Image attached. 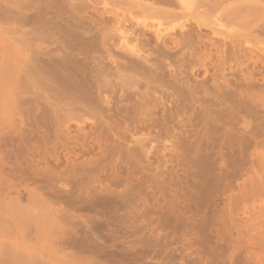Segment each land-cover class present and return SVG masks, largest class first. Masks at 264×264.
<instances>
[{
    "label": "rangeland",
    "instance_id": "374dc122",
    "mask_svg": "<svg viewBox=\"0 0 264 264\" xmlns=\"http://www.w3.org/2000/svg\"><path fill=\"white\" fill-rule=\"evenodd\" d=\"M100 6L103 7L102 4ZM100 6L99 8L102 10ZM189 7L188 3V9L180 11L183 14L182 17L189 16L185 14L188 13ZM138 14L136 12L134 16L137 18L138 16L136 15ZM88 15L91 16L92 14L89 13ZM88 15L85 16L88 17ZM93 15H95L93 16L95 17L94 20L96 19L98 23L99 18L96 16L98 14ZM213 15L219 17L220 13ZM139 16L142 15L140 14ZM87 17L85 18L86 22L89 19ZM142 17L137 18L140 24L144 19L148 20L146 16L145 18ZM182 17V20L179 18L176 21L179 20L178 22L184 23L187 17L184 19ZM107 18L110 19L109 16L106 17V20H108ZM205 18L207 19L206 16L202 17L203 20ZM215 18H208L206 20L208 26L206 24L201 26L203 28L199 31L197 29L199 34L202 32L200 35L203 36L205 44L203 39L201 40L202 37L200 39L197 38L196 40L199 43L192 45L194 46L192 50L191 48H187L186 50L187 46L192 47L187 45L188 43H185L186 47L181 48L184 45L183 38H178L176 35L175 37L173 35L175 40L177 38L183 41L182 43L180 40L182 45L177 40V45L181 44L180 48L185 49L181 50L179 48L180 51H178L179 49L176 48L179 45L176 47L175 44L176 48L174 49L178 52L174 53L176 54L174 55L173 50H171L172 57H170L171 55H167L169 56L168 58L166 57V54L171 53V51L165 52V56L162 54V57L160 54L157 55L155 52L156 48H154L156 43L154 42L153 44L152 42L153 45H150L151 49L153 48L154 50L153 52L151 50L152 57L156 54L158 59L155 58L160 64L163 62V65L164 60H167L165 61L167 68H165L166 65H164L165 67L162 66L163 71L170 73L172 77L171 74L173 72H169L171 70L168 69L170 68L168 66L176 68L177 77H174L176 73L175 75L173 73V77L176 78L174 81H177L180 75L179 79L182 83L184 82L186 87L181 90V92H184L182 93L184 95L180 96L181 92L179 90L184 86H182L181 81L182 85L179 83V79L178 84L175 82V86H182L178 88V92L177 88L173 86V77V79L167 77L169 74H165V77H162L163 75L159 77L161 85L157 83L160 86H154V90H157L161 86L167 87L170 81V84L173 83V85L163 90L160 88L161 92L159 91L160 94L159 92L157 94L160 97L162 96L161 98L159 97L158 99V96L153 95V97L157 98H155L157 101L161 100L159 107L156 105L159 101L156 102L153 97L151 98L152 100L149 99L148 103L155 101L154 103L152 102L155 107H151L155 109L154 112L150 108L152 103L150 106L147 105V109L144 112L147 113V110L150 108L151 113L148 110L149 115L159 125L150 119L152 120V125L156 124L153 127L150 126L149 123L151 122L144 116L143 121H146L145 123L141 122L142 119H139L141 120L139 122L144 124H141L143 127L138 123L141 129H144L138 130L139 132H136V136L133 130L136 127H140L135 126L138 119L134 124L132 123L133 119L131 120L129 117L127 121L128 118L123 113V106L120 117L118 111L115 113L118 116H115V109L110 110L111 116L113 113L115 120L119 117L116 120L119 122L116 123L118 126L122 124L120 128L117 125L115 127L112 126L113 123L111 124V121L115 123V120L110 118L109 111L106 113L105 111L102 112L104 113V120L107 118L105 115L107 113L106 116L109 115L105 120L107 123L109 118L111 119L109 121L110 125L107 124L105 126L114 127V131L111 130L109 132L107 130L109 127H107L103 133L99 132V128L101 130V128H104V125L102 127L101 123L95 124L103 121V119L101 120L99 116L96 118L97 116L94 117V115L92 117L97 119H93L94 124L90 122L92 120L89 118L91 115H86L87 117L89 116L88 118L85 116L78 117V122H76L78 118L76 120L72 119L73 121L70 120V123L71 121L73 122L71 124L68 122L69 129H73L72 132L70 131L72 137L70 135L67 142L65 140L66 143L63 142L64 140H60L68 148L64 144L62 147L61 142H57V148L55 147L56 152L53 153L56 155L54 156L55 162L51 158L53 157L52 154L49 159L53 161L48 160L47 164L42 163L43 166H47L46 168H48V165L53 167V169L49 168L56 173H52V175H56L52 179L55 180L54 182H56L58 187L54 183L55 186L53 188L55 189L56 187V189L52 195L55 196L54 194L57 193L54 192L59 191L58 196L56 195L57 200L55 197L53 199L58 201V199L68 195L65 197L68 200L66 205L62 203L61 206L59 200L58 206L60 208H58L64 207L61 210L70 213L71 220H73L70 222L71 225L66 224V226L62 224L66 228L62 229L63 233H66L63 235L61 231L59 233L60 238L58 235L59 243L57 242L58 244L53 245L51 264H264V35H260L259 39L256 36L255 38L254 36H249V39H247L248 37L236 39L233 36L234 34L230 35L231 32H228L231 29L234 31L235 24L230 20L227 21L223 16L220 17L223 18V20L220 19L221 21L219 18L218 20ZM188 19H186V23L192 24L196 28L194 21L189 19L188 22ZM215 20L220 21L218 25ZM153 21L151 23L155 24L156 20L153 19ZM100 22L102 23V20L98 24H101ZM109 22L107 23L108 25L103 23L104 29H107V26L109 28ZM174 22H171L172 25L175 24ZM178 22H176V25ZM180 23L178 25L181 26L182 23ZM186 23L183 25L187 31L188 24ZM111 25L110 27L113 28L106 31L109 30V33L113 29V31L115 30L116 37H118L119 33L117 34L116 27H119V25H116V22L115 24L111 23ZM176 25V28L173 26L174 29L172 27L170 29H179L180 27L178 26L179 28H177ZM220 25L223 26L221 27ZM185 28H183V31ZM178 31L175 30L177 36ZM182 32H179L181 37ZM113 33L110 32V34ZM227 33L233 36L232 39L237 40H234L236 42L235 47L232 45L234 42H232L233 40L230 36L227 37ZM208 38H211L212 43L208 41L210 40ZM200 40L202 43H200ZM113 43L118 44L119 42H114L113 40ZM255 47L259 48L255 49ZM156 51L159 53L158 49ZM185 51L189 52L186 53ZM182 52L186 53L185 57H183L184 53ZM196 52L197 54H195ZM191 53L193 56H191ZM161 58H163V61H161ZM156 59L155 61H157ZM165 69L169 71H165ZM248 76H250V79H247ZM256 76L258 78H255V81L253 79ZM163 81L168 85L165 86ZM171 87L175 88L172 89ZM175 92H178L180 95L177 97ZM151 95L149 96L151 97ZM185 95L186 98H182ZM179 96L181 99L177 101L176 97L180 98ZM166 97L167 100L165 99ZM254 97L259 99L255 101V99H252ZM251 100L260 104L254 105V102ZM163 102L167 103L164 104ZM247 102H250V105ZM125 103L122 102L120 105L126 106L128 104V106H131L130 102V104ZM169 105L172 106L169 107ZM250 106L252 107L250 108ZM163 109L167 111L165 112ZM152 112L154 113L153 116ZM149 115L146 114L147 118L150 117ZM205 116L208 117V120ZM87 119H90V123H88ZM124 119L126 120L125 122ZM90 124L93 128V125H95L96 129H90L92 128ZM125 126H128V128L126 127L128 130L131 128L130 134L128 132L125 133ZM97 127H99L98 130ZM120 129H124V131L121 132ZM74 134H76L75 138L78 142L75 141L78 145L75 141H72L75 136ZM88 134H90L92 142L90 140V142H85L89 139ZM101 134L105 136L108 134L110 137H107H112V143L107 140V144L104 138L103 141L105 143L100 141L102 140L101 137H103ZM115 135L119 137H115ZM132 135L135 136H133L135 140L132 138ZM84 136H88V138L85 139ZM97 136L100 139L98 141L103 143H101L102 146L98 143ZM146 136L147 139L153 140L148 142L149 140H145ZM253 136H256L255 139L257 140V143L254 140L255 145L252 141ZM107 137L105 138L107 139ZM163 137L164 139H162ZM246 137H248V141L251 139L250 142L245 141ZM94 139L97 142L93 143ZM208 142L210 143L208 144ZM242 142L245 147H242L243 144L240 145ZM247 142L248 144L251 143L250 146L246 144ZM96 143L99 144V147H104L105 150L100 148V151L99 147H96L98 151L96 150L95 152L93 148L94 145L97 146ZM132 143L133 145H131ZM183 143L188 145L189 150ZM88 144L94 145L90 146ZM118 144L121 146L120 151ZM135 144L136 146H134ZM140 144H145V146L141 145L143 148L138 149ZM10 145L11 142L7 141L3 147H11ZM86 146L88 148L93 147L89 148L93 150V153L90 150V152L87 151L86 149L88 148ZM66 148L68 149V154L65 151L67 150ZM110 150L116 152L113 154ZM136 151L139 152L136 153ZM137 155L141 158L138 159ZM92 157L94 160H92ZM195 157L197 158L194 159ZM38 159L35 157V160ZM90 160L94 161L92 163L96 165H94V168L92 167L93 165L91 166ZM74 162H77V165ZM73 166L75 169L78 166V171L82 168L83 171L88 172L87 174L90 177L83 172L82 174L85 177L82 174L81 176L85 179L82 178L81 183L80 175L78 174L77 176L78 172L75 169L73 170ZM73 171L76 172L75 176L73 175L75 174ZM47 172L50 173L52 171L48 169ZM30 175L32 182L34 174L31 173ZM89 178H92V181ZM34 179L33 183H37ZM86 180L87 182L85 183ZM59 195L61 198H58L60 197ZM69 197L74 200L73 204L75 206L72 204L73 206L71 205L72 207H70V203L73 201ZM2 233H0V252L2 251L3 253L0 255V264H23L17 256V254H24L23 248L16 249L14 247L13 249L11 247L12 249L10 248L7 251L6 247L10 245L16 246V244H10L3 239L4 234L1 236ZM5 251L9 253L5 255ZM65 257H67L66 261Z\"/></svg>",
    "mask_w": 264,
    "mask_h": 264
},
{
    "label": "bare ground",
    "instance_id": "6f19581e",
    "mask_svg": "<svg viewBox=\"0 0 264 264\" xmlns=\"http://www.w3.org/2000/svg\"><path fill=\"white\" fill-rule=\"evenodd\" d=\"M188 3L190 7L189 10H187L188 13L185 14L189 15V19L194 21V25H196V28L192 24H190L192 25L190 26L188 23H186V19H188V17H182L183 14L182 12H180L186 11V9H188ZM101 4L103 5V7L100 6ZM99 6L102 8V10L99 8ZM136 12L139 13L138 15H136L138 17L143 16L142 18H145L146 16L148 20H142L143 22L147 21L146 23L148 24L143 23L142 21L140 24L137 20L138 17L136 18L134 16ZM89 13H91L92 15H88ZM215 13H220V15L224 17V19L226 18L227 21L230 20L233 24H235L234 31L233 29H231V31L229 30L228 32H231L230 35L234 34L233 36L236 39L242 37H248L247 39H249V36H254V38L256 36V38L259 39L260 35H264V0H0V233L3 232L1 234V236L4 234L3 236L5 238L2 237L3 239L8 241L10 244H16L17 246L16 247L10 245L6 247L7 251L11 247H13V249L14 247L16 249L23 248L24 254H17L19 260L23 262V264H51L53 245L59 243L58 235L61 231V233H63L62 229L65 228L64 225H71L70 222H72L73 220H71L70 213L66 212L65 210H61L64 207L59 209L60 206H58L60 202L61 206L62 203L66 205V202H68V200L65 197H67L68 195L64 198H61V196L59 195L60 197L58 198L61 199H58V201H56V195L59 191L56 190L57 192L54 193L57 194H54L55 196L52 195L53 191H55L56 189V187L55 189L53 188V186H55L54 183L56 184V182H54L55 180L52 179V177L56 174L55 171L51 170V168L53 169V167L48 165V168H46L47 166H43L42 163L44 162L43 164H47V161L52 159L55 162L56 159H54V156L56 155L53 153L56 152V144L58 145V143L61 142L60 140H64L63 142L66 143L69 139V136L72 134L71 132L73 129L71 130L68 127L70 123L69 121L72 119L76 120V118H80V116H85L86 118H88L89 116L87 117L86 115H91V117H89L92 119L90 122L94 124L95 122L93 121L99 116L101 117V120L103 119L105 124H102L103 121L96 123L95 125L101 123L102 127L104 125V128H101L100 130L99 126L97 127V130L99 128V132L101 131L103 133V131H106L104 129H107V127H109L107 129L109 130V132L111 130L114 131L115 125H117V123L119 122H117L116 120L120 117V113L122 114L121 109L123 106V113H125L127 118L129 117L131 120L133 119V124L138 119V122H136L135 126H140L141 124L146 122L143 121L144 116L146 119H148L149 122H151L153 118L151 117V115H149L148 110H150V113L151 109L154 112L155 109L153 108L155 107V105L153 103L155 101H152L153 103H148L150 101L149 99H151L153 95L158 96L157 98L159 99V94L161 92L160 90L173 85V83L170 84V80H172L174 77H177V69L173 67V70V68H171L172 66H168L170 67L168 69H170L171 71H169L168 69H165V71L168 70L171 73L173 72L174 75L176 73L175 76L173 75V73L171 74L172 77L174 76L173 78L170 76V73H165L163 71V67H165L164 65H166L165 61L167 60H164V65L162 64L163 62L160 64V62H158L157 60L158 56L156 57V54H160V56L162 57V54L165 56V52L168 53V51L171 50H173L174 54L187 45L192 46L196 43H199L196 39H200V37H202L201 40L203 39L204 42L205 40L203 36L200 35L202 32L199 34L198 31L203 28L201 26L206 24L208 26L206 20L208 18H215L216 16L213 15ZM93 14H98L101 17L100 18L98 15H96L99 18L98 23L102 20V23L100 22L101 24H98L96 19L94 20L95 17L93 16L95 15ZM140 14L142 16H139ZM85 15H88V17ZM220 15L219 17H216L217 20L218 18L219 20H223V18H220ZM84 16L85 18H89L87 19L88 23L86 22ZM105 16H109L110 19L107 18L108 20H106ZM204 16H206L207 19L205 18V20H203L202 17ZM181 17L183 19L187 17L185 19V22L183 21L184 23L181 22L182 24L178 22L179 20L176 21L179 18L181 19ZM153 19L156 20L155 24L151 23ZM104 21L106 22L104 23ZM172 21H175V24L172 25ZM108 22L110 24L109 28L108 26L106 27L107 29L113 28L110 27L112 26L111 23L115 24L116 22V25H119V27H116V32L117 34L119 33V36L117 35L118 37H116L115 30H110L111 33H115L114 36V33L110 34V32L108 33L109 30L106 31L107 29H104V24H107ZM176 22L180 23L181 26L178 25V23L176 25ZM203 22L205 23L203 24ZM216 22L215 23L218 25L219 22ZM185 23L189 25V27L187 25V31L184 27ZM175 25L177 26V28L180 27V30L175 29L177 31L179 30L178 36L175 30L170 29V27L173 28V26L174 28H176ZM220 26L222 27L223 25ZM128 27L131 29H129ZM183 28H185L184 31ZM118 30L120 31L118 32ZM180 31H183L182 37L180 36ZM168 34H172V37H169ZM173 35L174 37L176 35V37L178 38H183L182 40L184 41V43L181 39L176 38L175 40L173 38ZM227 35V37L230 36L229 33H227ZM233 36H230V38L232 39ZM211 38H208L210 39L208 40L209 42H211ZM236 39H232V42H234V44L236 43L235 41H237ZM113 40L114 42H119L118 44L116 43L117 46L115 43H113ZM177 40H179L178 43L182 42L184 45L185 43L188 44L184 46L181 43L183 46H181L180 48L181 44H178L179 47H177ZM152 42L153 44L154 42L156 43L155 47H153L158 49L159 52L157 53L155 49L156 54L153 57H156L157 59H155L157 61H155L151 54V50L152 52L154 51L150 46L153 45ZM200 43H202V41ZM175 44L177 48L175 47ZM234 44L232 43V45L235 47L236 44ZM193 47L194 46H187L186 50L187 48H191L192 50ZM174 48L180 49L178 51H175L176 49ZM258 48L255 47V49ZM188 52L189 51H187L186 53ZM169 53L166 54L167 58L169 57L167 55H171L172 51L170 54ZM186 53H184L183 57L186 56ZM195 54H197V52ZM191 56H193L192 53ZM170 57H172V55ZM161 61H163V58H161ZM165 68H167V65ZM165 74H169L167 77L172 78L168 80L170 81L168 82L169 85L165 84L167 82L166 77V82L163 81V84H165V86H168H161L158 87L157 90H154V86L156 87V85H161V79L159 77L161 75H163L162 77H165ZM249 77L250 76H248L247 79H250ZM179 78L180 75L177 78V81H174L176 80V78L172 80L174 82L173 86H175L176 83L178 84ZM255 78L258 77H254L253 80L256 81ZM180 81L181 80L179 79V83ZM157 83H159L160 85H158ZM182 84L181 85L184 86H181L182 88L178 87L177 85L175 86L177 88V91L179 90L178 88H181L179 90L180 92L181 90L186 88L184 82ZM184 91L186 94V89ZM158 92L159 94H157ZM178 92H175L177 94V97L178 95H180ZM182 93L184 92H181L180 96L184 95ZM149 95H151V97ZM177 97V101L178 99H181V97ZM184 97L186 98V95L182 98ZM256 97L252 99H255V101L256 99H259ZM153 98L155 99L156 97ZM165 99L167 100V97ZM158 101L156 100V102H158L156 105H158L159 107V103H161V100ZM251 101L254 102V105L257 103L260 104L259 102H255L254 100ZM122 102H130L131 106H128V104L126 106L120 105V103L122 104ZM247 103L245 104L247 107H249L250 102L248 103L249 105ZM147 105L150 106V108L153 106V108L150 109L148 107L149 109L147 110V113H144L147 109ZM170 106L172 105H169V107ZM251 107L252 106H250V108ZM114 109V115L116 111H118L119 113V117H117L116 120L113 118V113L112 116L110 113V110L112 111ZM104 111L105 113L109 111L108 113H110V118H113V120H115L114 123V121H111V119L109 118V121H111V124L113 123L112 126L114 127L109 126L110 122L108 120V123L105 121L109 116H106L108 113L105 115V117L107 118L104 120V113H102ZM163 111L166 112L167 110L163 109ZM146 114L150 117L147 118L148 116H146ZM92 115H94V117H97L94 119ZM153 115L154 113L152 114V116ZM79 118L78 120H76V122L79 121ZM129 118L127 119V121L129 120ZM206 118L208 120V117ZM139 119H142V121ZM87 120L88 123H90V119ZM72 121L71 123H73ZM98 121L100 120L98 119ZM125 121L126 120L124 119V122ZM152 122L157 123L156 120H153ZM152 122L149 123V125L153 127L156 124L153 123L154 125H152ZM138 123L140 125H138ZM107 124L109 125L105 126ZM95 125H93L94 128ZM121 126L122 124L118 127L120 128ZM141 126L139 128L136 127V129L134 127V129L137 131L133 130V132L136 134V132H139L138 130H143L144 128L141 129ZM90 127H92V125ZM110 127L112 128L110 129ZM126 127L128 128V126H125L124 129ZM94 128L92 127L90 129ZM127 128L125 130V133L128 132V134H130L129 131L131 130V128L129 130ZM124 129H120V131L122 132L124 131ZM91 132L93 133V131ZM99 132L97 133L99 134ZM108 134L106 136L104 134H101V136H103H100L102 140L98 138V136L100 135L99 134L96 137V139L98 138L97 141H103L104 138L105 142H107V140L111 142L112 137L109 138L110 136ZM122 134L124 135V133ZM74 135V138L72 140L73 142L76 140V134ZM88 135L89 139L85 142L91 139L90 134ZM117 136L115 135V137ZM133 136L134 135H132V138ZM92 137H94L93 134ZM105 137H107V139ZM253 137L249 138H253L252 141L255 145V142L257 143V140L255 139L256 136ZM86 138H88V136L85 137V139ZM246 138L245 141H248V137ZM96 139H94L93 143L97 142ZM162 139H164V137ZM145 140H149L148 142H151L153 139H147L146 136ZM250 140L248 142H250ZM254 140L256 141L254 142ZM7 141L9 143L11 142V147L4 148L3 146L5 145V143H7ZM104 141L103 143H105ZM118 141L120 140L118 139ZM248 142L246 144H248ZM64 143L61 142L62 147ZM98 143L101 144L102 142L98 141ZM98 143H96L97 146L91 144L92 146L94 145V148H91H93L95 152L97 150L96 147H99ZM209 143L210 142H208V144ZM119 144L122 145L121 143ZM119 144L118 146H120ZM242 144L243 142L240 145ZM250 144H248V146H250ZM131 145H133V143ZM141 145L145 146V144H140V146H138V149L143 148ZM183 145L185 147L188 146L184 143ZM124 146L122 147L124 148ZM134 146H136V144ZM243 146L244 144L242 145V147ZM86 148H88V146H86ZM89 148L86 150L89 151L91 149ZM100 148L104 149V147H99V149ZM93 150L90 151H92L93 153ZM114 150L113 152L112 150L110 151L114 154L116 152ZM120 150L121 146L119 151ZM65 151L67 152L68 149ZM138 152L136 151V153ZM52 154V159H49ZM139 154L141 156V152ZM142 154L144 155V153ZM35 157L36 159H39L35 160ZM66 157L68 156L66 155ZM134 157L136 156L134 155ZM137 157L139 156L137 155ZM140 158L141 157H139L138 159ZM196 158L197 157H195L194 159ZM92 160H94L93 157ZM76 163L77 162H74L75 165H77ZM92 163H94V161L92 162L90 160L91 166L93 165ZM94 165L92 166L93 168L96 166ZM48 169L52 172H47ZM74 169L75 168L73 166V170ZM77 169H79L78 166ZM77 169L75 170L76 172H78L77 176L78 174L80 175L79 177L81 182V179L85 177V175L82 173L84 172L86 175H88V172L86 173V171H83L82 168V170L80 169L79 171ZM70 170L72 171V169ZM62 171L66 172L65 170ZM76 172H74V176L76 175ZM31 173L34 174L32 182L30 180ZM52 173L55 174L52 175ZM81 174L84 175V177L81 176ZM37 178L39 179L36 181ZM33 179L37 183H33ZM87 180L85 181V183L87 182ZM82 181L84 182V180ZM56 186L58 187L57 184ZM54 197L56 198V200H54ZM71 200L73 202H69L70 207L74 205V200ZM62 224H64V227L62 226ZM65 233H63V235H65ZM7 251H5V255L9 253H7ZM2 253L3 252L1 251L0 255H2ZM65 258L66 261L67 257Z\"/></svg>",
    "mask_w": 264,
    "mask_h": 264
}]
</instances>
